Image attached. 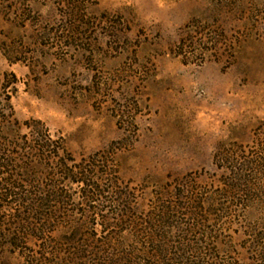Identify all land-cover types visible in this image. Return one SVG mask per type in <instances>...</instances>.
I'll return each mask as SVG.
<instances>
[{
  "label": "rangeland",
  "instance_id": "374dc122",
  "mask_svg": "<svg viewBox=\"0 0 264 264\" xmlns=\"http://www.w3.org/2000/svg\"><path fill=\"white\" fill-rule=\"evenodd\" d=\"M2 82L19 121L41 120L77 161L102 155L87 168L107 169L105 191L129 192L143 214L159 192L177 203L173 193L198 192L207 202L244 156H261L264 168V0H0ZM236 150L234 163L217 158ZM253 172L262 184L264 169ZM64 184L77 222L91 206L86 231L95 239L131 237L129 226L104 223L113 204L85 203L84 184ZM258 194L262 202L251 205L216 198L228 207L222 216L205 213L214 208L206 203L199 215L179 213L174 221L182 231L197 222L214 230L215 238L204 239L209 247L218 243L210 261L264 264L246 249L244 235L254 224L264 243L256 227L264 189ZM6 202L0 224L16 208ZM66 225L62 220L58 231ZM202 229L189 237L201 239ZM10 251L3 247L0 255ZM10 261L21 264L17 254Z\"/></svg>",
  "mask_w": 264,
  "mask_h": 264
},
{
  "label": "trees",
  "instance_id": "16d2710c",
  "mask_svg": "<svg viewBox=\"0 0 264 264\" xmlns=\"http://www.w3.org/2000/svg\"><path fill=\"white\" fill-rule=\"evenodd\" d=\"M1 88L4 93H1ZM7 88L6 83L0 84V201L7 200L5 205L14 204L16 208L6 209L8 214L0 224V250L3 247L12 250V255L1 253L0 264H11L10 259L15 254L21 259V264H217L210 261L215 258L211 250L218 247L217 240L212 242L216 245L212 247L211 243L209 247V240H204L215 238L212 235L214 230L205 226L204 219V224L197 222L182 231L179 229L180 222L174 221L177 214L199 215V209L207 203L214 208L205 209V213L222 216L228 207L222 206L216 198L232 200L233 205L238 201H242L239 204L247 201L250 205L262 202L258 192L264 189V182L259 180L262 184L256 183L252 176L253 171L258 175L263 173L262 158L258 155L251 158L244 156L242 164L232 167V175L221 181L223 192L210 195L207 202L197 197L198 192L188 196L173 193L181 199V203L168 201L165 198L169 193L159 192L155 196V204L143 214L129 192L105 191L102 181L109 175L107 169L92 171L87 168L97 167L96 163L104 160L102 155L94 153L77 161L68 150L65 139L53 136L41 120L19 121L5 92ZM22 126L28 132L22 133ZM241 152L227 151L217 154V158L230 162L233 159L231 155L238 159ZM231 162L234 163V159ZM65 180L84 184L81 196L85 203L109 201L113 204L115 209L104 219V223L109 228L129 226L131 237L127 240L122 237L117 241L121 234L114 232L106 241L95 239L86 231L91 224L88 220L91 206L83 213L84 222H77L68 208L70 198L64 188ZM111 184L115 186L112 181ZM32 186L37 189L32 191ZM106 193L111 195L109 200L103 199ZM252 217L253 213L248 211L247 218L250 220ZM62 220L68 225L58 231L61 230ZM257 224L256 227L264 231V216ZM201 226L203 232L199 236L202 238H190ZM245 227L246 249L256 261L264 262L263 237L257 234L254 224ZM177 228L180 232L177 235L182 240L176 242Z\"/></svg>",
  "mask_w": 264,
  "mask_h": 264
}]
</instances>
